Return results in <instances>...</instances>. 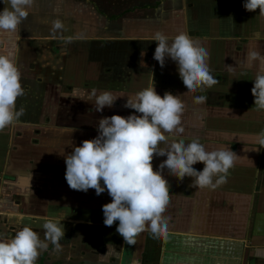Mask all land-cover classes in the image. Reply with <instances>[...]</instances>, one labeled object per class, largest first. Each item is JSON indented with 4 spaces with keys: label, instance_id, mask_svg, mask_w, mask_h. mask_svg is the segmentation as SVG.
<instances>
[{
    "label": "crops",
    "instance_id": "obj_1",
    "mask_svg": "<svg viewBox=\"0 0 264 264\" xmlns=\"http://www.w3.org/2000/svg\"><path fill=\"white\" fill-rule=\"evenodd\" d=\"M159 3L109 19L88 0H34L16 33H0V55L14 51L25 90L16 101L25 113L0 131V191H8L0 215L2 226H13L11 236L0 232V241L24 226L45 241L42 225L61 217V247L45 241L49 247L38 257L45 264H264V110H257L251 93L261 66L248 58L252 51L264 55V16L246 11L245 0ZM6 7L9 0H0V11ZM56 19L64 27L53 34ZM156 32L169 42L188 33L209 53L218 83L187 93L177 64L167 58L161 68L153 58ZM153 83L161 97L170 92L185 103L177 140H198L207 151L231 149L237 158L215 188H200L191 177L179 181L165 168L167 235L146 231L129 245L116 231L119 221L103 223L102 207L112 202L107 191L97 196L94 189L69 188L64 157L97 137L101 118L140 115L124 105ZM93 89L119 98L97 112ZM201 95L206 101L196 103ZM166 159L155 156L154 171ZM193 168L202 171L204 164Z\"/></svg>",
    "mask_w": 264,
    "mask_h": 264
},
{
    "label": "clouds",
    "instance_id": "obj_2",
    "mask_svg": "<svg viewBox=\"0 0 264 264\" xmlns=\"http://www.w3.org/2000/svg\"><path fill=\"white\" fill-rule=\"evenodd\" d=\"M33 3L34 0H9L10 7L0 11V33H16L27 19ZM243 7L248 12L259 9V14L264 16V0H245ZM52 25L53 34L64 27L60 19L54 20ZM169 39L161 32L155 33L153 40L157 47L153 58L161 68L167 58L177 64L187 93L218 83L211 74L210 57L205 48L198 46L186 32H181L171 42ZM248 58L259 61L261 66L251 93L257 110H264V55L252 51ZM24 94L14 51H8L6 55H0V131L19 121L25 113L24 108L16 109L17 99ZM90 95L97 112L111 108L119 98L110 91L98 92L96 89ZM128 97L124 107L140 115L101 118L97 137L84 140L82 146L75 147L64 159L69 188L85 193L94 189L97 196L107 191L112 202L102 207L103 223L111 227L119 221L117 233L127 244L134 245L136 238L146 231L154 237L167 235L168 222L163 214L170 203V186L161 174L165 168L179 181L191 177L200 188H215L227 181L237 155L231 149L207 151L195 139L187 144L183 138L176 139L184 132L181 118L185 103L179 96L166 92L161 97L153 83ZM206 99L202 95L196 96L195 102L202 104ZM259 135V142L264 145V131ZM169 139L171 143L167 148H161L160 144ZM155 156L167 157L159 165L160 171L153 169ZM197 163L204 164L202 171L193 168ZM63 219L49 218L42 225L45 241H50L55 249L61 247L59 241L65 235ZM45 241L31 227L24 226L13 239L0 241V264H36L41 251L49 247Z\"/></svg>",
    "mask_w": 264,
    "mask_h": 264
},
{
    "label": "rangeland",
    "instance_id": "obj_3",
    "mask_svg": "<svg viewBox=\"0 0 264 264\" xmlns=\"http://www.w3.org/2000/svg\"><path fill=\"white\" fill-rule=\"evenodd\" d=\"M89 5L88 7L92 8V5L95 4L98 8L99 11L103 13V15L109 19H112V17L116 15H121L123 13H128V12H133L136 10H143L147 8L146 6L151 5L150 7H155L159 3V0H88ZM84 2V1H83ZM169 2V1H168ZM166 2L163 7L168 6L169 3ZM90 3L92 5H90ZM84 12V11H83ZM87 13V12H86ZM85 13V14H86ZM88 15V14H87ZM124 16V14H123ZM105 18L103 17V20ZM46 22V19L44 23ZM6 194H8L7 189H1L0 191V211H2V202L5 199ZM24 196L21 195V193H18V201ZM3 199V200H2ZM4 216V215H3ZM2 215H0V232H3L4 235H9L11 236L12 231L11 229L13 228L12 224H8L5 226H2V221L3 218Z\"/></svg>",
    "mask_w": 264,
    "mask_h": 264
},
{
    "label": "trees",
    "instance_id": "obj_4",
    "mask_svg": "<svg viewBox=\"0 0 264 264\" xmlns=\"http://www.w3.org/2000/svg\"><path fill=\"white\" fill-rule=\"evenodd\" d=\"M36 264H45L44 263V256L40 257L37 261Z\"/></svg>",
    "mask_w": 264,
    "mask_h": 264
}]
</instances>
